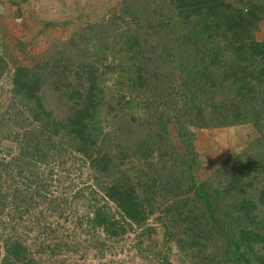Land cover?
<instances>
[{
	"label": "trees",
	"instance_id": "obj_1",
	"mask_svg": "<svg viewBox=\"0 0 264 264\" xmlns=\"http://www.w3.org/2000/svg\"><path fill=\"white\" fill-rule=\"evenodd\" d=\"M30 1L0 4L24 31ZM71 1L57 32L0 34V264H52L37 217L79 208V230L132 234L148 264H264V0ZM239 126L202 172L198 131Z\"/></svg>",
	"mask_w": 264,
	"mask_h": 264
},
{
	"label": "rangeland",
	"instance_id": "obj_2",
	"mask_svg": "<svg viewBox=\"0 0 264 264\" xmlns=\"http://www.w3.org/2000/svg\"><path fill=\"white\" fill-rule=\"evenodd\" d=\"M98 2V0H93ZM101 1V0H100ZM106 1L107 6L113 4L114 0ZM85 0H79L80 5H83ZM1 4V0H0ZM22 15L27 18L28 26L24 31L19 24V19H15L12 10L7 5L0 6V34H8L19 37L21 33L31 31L39 27L40 21L57 22L55 27L56 32L60 30L58 23L65 17H74L76 15L75 7L71 0H33L28 4H24L21 8ZM79 10V8H77ZM29 17H35L36 22H33ZM26 34V33H25ZM24 34V35H25ZM260 38H264V22L260 26L258 34ZM43 36L38 38V44L34 47L35 50H40L44 46ZM3 83L2 88H6ZM251 130L248 127H234L229 129H212L199 130L197 133V151L202 159V172L209 166L217 164L219 160L229 151H236L241 146V143L248 136L251 137ZM77 172L72 173L76 187H82L86 182L83 177L76 178ZM66 184V183H65ZM68 192H66L67 194ZM71 193V192H70ZM39 209L31 212L32 219L38 215ZM83 212L80 208L75 214L73 209L65 210L61 218L50 219L49 217L38 216V219H45L50 229L49 236L43 237L45 243L53 247L54 257L47 258L49 263L58 264L59 262L75 260L80 264H148V261L140 256L133 246V235L128 234L127 238L118 243L106 244L102 246L92 236L85 231L77 228L75 216ZM29 227L31 225H23ZM24 239L27 241L36 238L35 233L20 231ZM67 237V238H66ZM151 242L155 249L164 248L162 230L156 227L155 232L151 235ZM100 242V241H99ZM169 246H172L170 240L167 241ZM171 253L169 259L171 263L178 261V258Z\"/></svg>",
	"mask_w": 264,
	"mask_h": 264
}]
</instances>
